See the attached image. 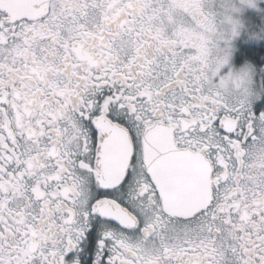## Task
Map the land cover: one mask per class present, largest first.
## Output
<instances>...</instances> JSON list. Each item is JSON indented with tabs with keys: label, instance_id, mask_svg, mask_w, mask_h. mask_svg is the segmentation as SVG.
I'll use <instances>...</instances> for the list:
<instances>
[{
	"label": "snow or ice",
	"instance_id": "6c2138e0",
	"mask_svg": "<svg viewBox=\"0 0 264 264\" xmlns=\"http://www.w3.org/2000/svg\"><path fill=\"white\" fill-rule=\"evenodd\" d=\"M240 11L0 0V264H264V81L207 38Z\"/></svg>",
	"mask_w": 264,
	"mask_h": 264
},
{
	"label": "clouds",
	"instance_id": "9594fccd",
	"mask_svg": "<svg viewBox=\"0 0 264 264\" xmlns=\"http://www.w3.org/2000/svg\"><path fill=\"white\" fill-rule=\"evenodd\" d=\"M202 2L207 3L208 0H202ZM246 5L252 9L259 10V0H251V3ZM177 18L178 20H182L183 14L178 13ZM233 19L238 21V31L237 34L235 35L237 36L239 32L244 28V23L239 16H234ZM214 23L216 25H223V27H219L218 30L214 27L212 32L208 34L207 38L211 41L210 51L213 54V58H216V56L222 57L226 55L228 57L227 63H229V59L233 50L231 41L235 37L234 36L231 37V39H229L232 25L228 20L223 19L222 17L216 18ZM191 27L195 28L197 26L195 24H192ZM260 34L261 33H255V34L250 33L249 35L258 38ZM221 40L224 42L222 46L219 43ZM254 72H255V65H253L250 61H245L239 66L230 65L229 70L226 73H224V77H223L224 83L222 86L224 90L226 92H231L236 90L237 88H243L244 86L250 87L253 80ZM251 91L254 90L250 88V92ZM261 135H264V133H261Z\"/></svg>",
	"mask_w": 264,
	"mask_h": 264
},
{
	"label": "trees",
	"instance_id": "16d2710c",
	"mask_svg": "<svg viewBox=\"0 0 264 264\" xmlns=\"http://www.w3.org/2000/svg\"><path fill=\"white\" fill-rule=\"evenodd\" d=\"M253 30H258V28L253 27ZM251 33H253V31ZM249 38V40L244 38L240 42L237 62L238 64H242L245 61H250L253 65H255L256 69H261L263 77L262 81H264V31L263 35H260L258 38Z\"/></svg>",
	"mask_w": 264,
	"mask_h": 264
},
{
	"label": "rangeland",
	"instance_id": "374dc122",
	"mask_svg": "<svg viewBox=\"0 0 264 264\" xmlns=\"http://www.w3.org/2000/svg\"><path fill=\"white\" fill-rule=\"evenodd\" d=\"M234 2L237 4V6L241 8V11L239 13H233L234 16H239L243 20L244 28L239 32L241 34V37L244 38V36L247 34V31H248L247 26L251 24L252 22H255L256 24L261 25V28H260L261 30H259L258 33H261L260 35H263L262 30H264V0H259V10L252 9L248 7L247 5H240L239 0H234ZM238 47L239 46L237 45L234 48V52L236 56L238 52ZM229 62L232 63L231 57H230ZM232 65L239 66L236 64L235 59ZM257 78L261 81L263 80L261 69L260 70L257 69Z\"/></svg>",
	"mask_w": 264,
	"mask_h": 264
},
{
	"label": "flooded vegetation",
	"instance_id": "af4514ba",
	"mask_svg": "<svg viewBox=\"0 0 264 264\" xmlns=\"http://www.w3.org/2000/svg\"><path fill=\"white\" fill-rule=\"evenodd\" d=\"M226 27V26H225ZM242 41V37H241V34L239 33L237 36H235L234 38H233V40L231 41V45H232V54H231V59H232V63H227V64H225V65H223L222 67H221V72H226V71H228L229 70V66L230 65H232L233 64V62H234V59H235V57H236V54H235V52H234V48H235V46H237L240 42ZM233 57V58H232ZM230 60V59H229Z\"/></svg>",
	"mask_w": 264,
	"mask_h": 264
}]
</instances>
